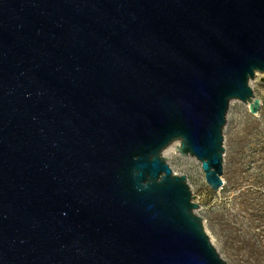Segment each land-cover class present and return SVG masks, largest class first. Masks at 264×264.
I'll return each instance as SVG.
<instances>
[{
  "label": "water",
  "instance_id": "water-1",
  "mask_svg": "<svg viewBox=\"0 0 264 264\" xmlns=\"http://www.w3.org/2000/svg\"><path fill=\"white\" fill-rule=\"evenodd\" d=\"M264 0H0V264H227L188 179L223 186Z\"/></svg>",
  "mask_w": 264,
  "mask_h": 264
},
{
  "label": "rangeland",
  "instance_id": "rangeland-1",
  "mask_svg": "<svg viewBox=\"0 0 264 264\" xmlns=\"http://www.w3.org/2000/svg\"><path fill=\"white\" fill-rule=\"evenodd\" d=\"M262 106L230 103L224 126V172L221 192L205 181L201 164L176 152L174 142L162 155L174 173L186 176L199 205L206 234L227 264H264V74L249 82Z\"/></svg>",
  "mask_w": 264,
  "mask_h": 264
},
{
  "label": "bare ground",
  "instance_id": "bare-ground-1",
  "mask_svg": "<svg viewBox=\"0 0 264 264\" xmlns=\"http://www.w3.org/2000/svg\"><path fill=\"white\" fill-rule=\"evenodd\" d=\"M177 142H179V141H177ZM180 145V142H179V144H177V145H175L174 147H175V149H177V147ZM222 189H223V186L221 187V189L219 190V192H221L222 191Z\"/></svg>",
  "mask_w": 264,
  "mask_h": 264
}]
</instances>
